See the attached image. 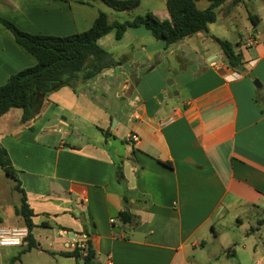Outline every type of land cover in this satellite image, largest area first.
Listing matches in <instances>:
<instances>
[{"label": "crops", "instance_id": "crops-1", "mask_svg": "<svg viewBox=\"0 0 264 264\" xmlns=\"http://www.w3.org/2000/svg\"><path fill=\"white\" fill-rule=\"evenodd\" d=\"M139 1L118 14L170 20L168 0ZM232 6L227 0L222 7L229 14ZM105 7L100 1L0 0V17L30 34L65 38L90 29L100 13L116 16ZM211 25L208 34L170 48L145 28L128 30L121 41L112 33L100 44L117 67L76 91L50 94L32 121L22 122L21 111L3 131L4 117L15 109L1 117L0 144L34 212L38 249L30 252L66 264L61 259L73 258L60 253L90 241L97 264H264V218L242 230L238 241L219 233L228 216L239 226L247 212L264 211V32L255 29L235 46L244 59L238 71L214 46V37L227 39ZM36 64L0 24V87ZM55 107L76 119L89 117L100 136L86 140L74 130L67 143L71 131L59 123ZM131 135L139 137L137 147L127 141ZM6 202L0 200V227L25 228L17 214L21 200ZM124 212L136 223L125 224ZM18 248H0V264L15 263Z\"/></svg>", "mask_w": 264, "mask_h": 264}, {"label": "trees", "instance_id": "trees-1", "mask_svg": "<svg viewBox=\"0 0 264 264\" xmlns=\"http://www.w3.org/2000/svg\"><path fill=\"white\" fill-rule=\"evenodd\" d=\"M71 1L90 5L92 1H100L116 12H128L139 7V0H48ZM196 0H168L167 10L170 20L162 21L152 13L137 16L124 22H111L106 13H100L92 23V27L85 32L71 36L58 37L44 34H30L21 30L17 24L0 17L2 24L12 35L16 44L37 60L33 67L26 68L10 76L0 87V121L13 109L23 112L22 122L27 123L35 119L50 94L64 89H74L84 85L102 73L105 69L117 67L119 63L114 56L103 48L100 41L110 34H114L117 41H121L128 30L145 28L156 41H164L167 48L179 41L199 33L208 34L209 25L218 19L219 9L227 0H208L209 6L200 9ZM242 0H232L233 6H238ZM249 20L256 29L259 18L250 15ZM221 47L224 59L231 68L244 63L243 56L229 41L213 38ZM168 165V164H165ZM0 168L16 182V191L21 194V206L17 210L28 228V245L22 247V254L38 249L31 231L34 227V212L29 207L27 196L21 189L17 177V170L12 164L8 151L0 144ZM122 177V173H121ZM121 220L125 224H135L136 218L128 212L121 213ZM86 255L81 254L77 246L71 252L59 255L73 258L77 264H97V254L92 243L88 241L85 247Z\"/></svg>", "mask_w": 264, "mask_h": 264}, {"label": "rangeland", "instance_id": "rangeland-1", "mask_svg": "<svg viewBox=\"0 0 264 264\" xmlns=\"http://www.w3.org/2000/svg\"><path fill=\"white\" fill-rule=\"evenodd\" d=\"M230 2V1H229ZM241 4L239 6H232V11L228 14L225 12V7H222L220 11L218 12V20L216 23L211 25V32L215 35H218L219 37L227 39V41L231 42L232 45L237 46L238 43L241 42L242 38L247 37L249 34H252L256 30L258 33L264 32V0H242L240 2ZM106 6V5H105ZM109 10V12H113L116 14V16H110L109 18L114 19L115 21L119 22H124L127 20H132V18H129L127 15H119L118 13L122 12H116L109 7H105ZM248 11L252 15L256 16H261L263 21L260 22V24L255 28L253 27L251 21L248 19ZM254 29V30H253ZM251 31V32H250ZM257 35V33L255 34ZM111 39H108L109 41ZM106 41V42H107ZM214 46L218 49L221 50V47L217 43H213ZM168 81L166 82V84ZM168 85V84H167ZM68 88V87H67ZM71 88L64 89L67 90L65 92H70ZM73 90V89H72ZM64 94H59L56 95L58 97L63 96ZM55 100L57 99V97ZM68 95L66 94V97ZM65 97V96H64ZM21 110H13L12 113L8 114L6 117H4L2 121V128L3 131L6 129L8 130L14 123V121H18L17 117L20 118ZM55 115L57 117V120L59 121L60 124H63L67 127L66 129H70L71 131V136L66 139L67 143H73V137L74 134L72 131H76L78 134H82L84 138L87 140L88 138H91L93 135V139L95 137L100 136V133H94V127L91 125L93 121H90L89 117H85L82 114L78 115V119H76L75 116H71L66 111H63V109H60V107H55ZM120 141L118 144H120ZM1 173H0V200L1 199H6V203H13V201L18 200L20 202L21 194L16 191L15 186L16 182L15 180L8 176L1 168ZM243 217L245 218V221L242 225H233L231 223V217L228 216L227 223L224 226V228L220 227L219 233L220 237L224 238L226 236H229L231 239L234 238L236 241H238L240 238H242V230H249L250 227L254 226V222H256V218H264V211H261L260 213H256L254 211H249L247 214H244ZM253 218V219H249ZM264 228V227H263ZM263 233L264 236V230L261 232ZM240 236V238H239ZM219 243V242H218ZM218 243H216L215 247L212 248V251L216 248H218ZM241 243V242H237ZM23 248H18L16 250V254L19 255L20 257L14 261L15 263L13 264H55L52 260V258L47 255L46 253H36V252H28L22 254ZM64 262L66 264H76V262L73 259H61V262Z\"/></svg>", "mask_w": 264, "mask_h": 264}, {"label": "built area", "instance_id": "built-area-1", "mask_svg": "<svg viewBox=\"0 0 264 264\" xmlns=\"http://www.w3.org/2000/svg\"><path fill=\"white\" fill-rule=\"evenodd\" d=\"M216 66V64H213ZM238 76L236 74H233ZM175 119L171 118L164 122L163 125L172 123ZM128 142H131L134 146L137 147L140 139L137 135H131L128 137ZM29 231L25 227H16V228H4L0 227V248L4 247H23L28 244ZM81 254L86 255L85 247L86 243H82L80 246Z\"/></svg>", "mask_w": 264, "mask_h": 264}, {"label": "water", "instance_id": "water-1", "mask_svg": "<svg viewBox=\"0 0 264 264\" xmlns=\"http://www.w3.org/2000/svg\"><path fill=\"white\" fill-rule=\"evenodd\" d=\"M238 71H243V66L241 65V66H238L237 68H236ZM174 82H173V80H170L167 84H168V86H171L172 84H173ZM255 86L257 87V88H260L261 87V84H260V82H258V81H255Z\"/></svg>", "mask_w": 264, "mask_h": 264}]
</instances>
